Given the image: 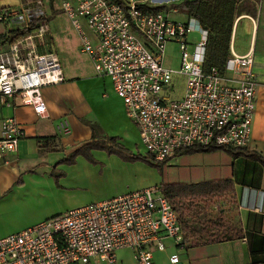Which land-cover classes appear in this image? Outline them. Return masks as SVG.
Masks as SVG:
<instances>
[{"label":"built area","instance_id":"2783aa9c","mask_svg":"<svg viewBox=\"0 0 264 264\" xmlns=\"http://www.w3.org/2000/svg\"><path fill=\"white\" fill-rule=\"evenodd\" d=\"M143 3L61 0L60 8L96 74L110 79L147 154L158 163L195 147L247 146L257 87L253 52L240 55L231 49L225 74L214 68L204 72L206 30L194 18H171L175 8L154 13L142 11ZM45 16L40 0L0 8L6 28L28 29L38 20L37 27L0 45V103L29 106L39 118L48 116L41 87L62 79L57 56L47 50ZM192 31L201 35L190 52ZM169 42L180 46L178 68L164 64ZM175 74L185 76L183 94L161 96ZM60 128L69 132L63 123ZM0 133L1 158L16 151L23 128L8 116L0 120ZM167 236L180 248L186 245L178 214L151 186L68 209L0 237V264H112L117 249L124 247L133 251L137 264H153L149 246L163 250ZM168 262L185 264L177 254Z\"/></svg>","mask_w":264,"mask_h":264},{"label":"crops","instance_id":"0c3cea01","mask_svg":"<svg viewBox=\"0 0 264 264\" xmlns=\"http://www.w3.org/2000/svg\"><path fill=\"white\" fill-rule=\"evenodd\" d=\"M35 1L37 0H0V8ZM40 1L43 2V0ZM153 1L161 2L162 0ZM183 13L185 22H187L189 17L185 12ZM244 18L249 19V21L246 20L247 29H249L247 45L243 48L236 47L233 43V32L230 44L236 54L242 55L247 51H252L255 57L252 66L257 86L254 99L255 109L246 148L256 150L264 156V52L257 54L252 43L256 20L251 14L240 12V15L235 18L233 28ZM5 30V25L0 23V33ZM47 36L51 37V34ZM50 41L48 50L55 53L61 65L60 54L54 50L53 37ZM61 71L60 82L45 84L41 87V95L48 109L47 118H39L29 106L0 103V120L8 116L14 117L23 128V135L19 137L16 151L5 153L0 158V222L6 218L5 211L8 207L21 203L29 197L49 207L47 214L41 216L45 219V217H51V215L80 205L106 200L138 189L158 187L165 182L194 183L228 178L232 180L235 192L233 203L223 208V215L241 231V237L182 248L176 246L170 237H163V250L156 249L154 245L149 246L152 263L169 264V256L177 254L180 261L185 264H264V252L250 254V244L257 237H264V169L259 162L239 154L232 156L222 148L190 152L182 150L157 163L161 177L154 180V184L149 185L152 182L150 181L145 185H137L135 188L130 186L121 190L113 188V184H117V181H121V177L126 178V176H120L124 167H120V164L112 158H106L102 166L86 164V162L81 164L78 156L74 164L59 163L71 150L91 139V128L82 124L78 119L75 98L73 96L69 98L65 92L68 88L67 91L69 92L70 89L72 93L74 86L72 82L81 80V77L78 75L65 76L62 65ZM105 92V107L99 106L100 109L110 112L111 108H114L116 113L126 118L122 101L113 92L111 82ZM109 98H114V103ZM87 108L94 107L89 104ZM61 123L68 127V133L61 130ZM48 136H54V142L48 140V145H45L38 140V137ZM91 151L95 155V150ZM53 171L61 174L57 183L53 179ZM18 179L20 183H17ZM27 226L28 224L23 228ZM23 228L16 229V231ZM9 233L11 231L0 228V237ZM127 250L131 252L129 254L132 260L120 259L119 264H137L133 251L126 247L117 249L113 263L117 262L118 256L128 252Z\"/></svg>","mask_w":264,"mask_h":264},{"label":"rangeland","instance_id":"374dc122","mask_svg":"<svg viewBox=\"0 0 264 264\" xmlns=\"http://www.w3.org/2000/svg\"><path fill=\"white\" fill-rule=\"evenodd\" d=\"M138 1V0H136ZM180 0H162L161 2L147 1L148 4L165 5L167 10H170L171 2L178 3ZM61 0H43L44 7L46 8V17L49 20L46 21L47 34H51L54 39L55 51L59 52L61 57L62 70L65 76L71 77L78 75L81 80L72 82V93L69 89L65 91L69 95V98L73 96L75 99V109L79 121L88 127H93L99 138L104 139V136H117L119 142L124 149L132 156L131 158H123L118 153H107L103 149H94L96 158L99 162L105 163L106 158H112L115 162L120 164V167H124L121 170V181L117 184H113V188L122 189L127 186L135 188L137 185H145L152 181L149 185L154 184L153 181L160 178V169L157 162H153L151 159L146 161L143 156H147V151L140 143L138 134V127L131 121L125 114L126 118L121 117V114L116 113V109L111 108L110 112L103 111L99 106L105 107L106 95L105 90L109 86L110 79L108 77L97 76L93 65L91 64L88 56L81 52L80 38L77 35L71 22L65 16L60 8ZM238 12H247L252 15L256 20V25L253 31L252 43L256 48L257 54L264 52V0H243L237 7ZM180 21H185L184 13L179 9L178 12H174L170 16ZM249 19L244 18L238 24L234 26L233 30V43L236 47L243 48L247 45V39L249 37L247 29V21ZM251 22V21H250ZM199 31H192L188 34L189 51L192 52L194 44L200 39ZM181 51L178 43H167L163 61L169 68H178L180 66ZM106 81V82H104ZM185 76L175 74L170 82V85H165L163 90L165 94L161 93V96L176 99L180 97L184 92ZM68 87H70V84ZM114 103V98H109ZM109 103V102H108ZM93 105L94 108L88 109L87 105ZM113 106V105H112ZM115 107V106H114ZM81 164L88 162L81 156H78ZM101 157V158H100ZM102 159V160H101ZM122 169V168H121ZM159 184V183H158ZM231 204L228 200L209 201V203L199 202L195 203V206L190 207L187 211V216L191 222L201 227L210 219L215 217L219 210H222L226 205ZM49 207L43 205L38 200L29 197L23 200L21 203L12 205L7 208L6 218L0 222V228L3 230H9L11 232L16 229L23 228V226L37 223V221L43 219L41 216L47 214ZM64 213V212H62ZM58 214V213H57ZM60 214V213H59ZM48 218V217H45ZM173 241V239L171 238ZM118 256L116 263L119 264L121 260H132V256L129 250ZM124 263V262H123ZM128 263V262H127Z\"/></svg>","mask_w":264,"mask_h":264},{"label":"trees","instance_id":"16d2710c","mask_svg":"<svg viewBox=\"0 0 264 264\" xmlns=\"http://www.w3.org/2000/svg\"><path fill=\"white\" fill-rule=\"evenodd\" d=\"M243 0H180L178 3L171 2V9L175 8L187 14L189 18H194L200 28L206 30L205 50L203 54V62L201 70L204 72L214 68L221 74H225V64L231 52V36L233 32V24L235 18L240 15L237 7ZM140 9L157 12L159 10H167L165 5H149L143 3L139 6ZM48 21L49 17L45 16ZM38 21V20H37ZM34 21L28 29H21L18 26L12 28L7 27L3 33H0V45H5L14 42L17 37L24 34L31 28L37 27L38 23ZM47 41L50 43L51 37L47 36ZM48 46L47 50L49 49ZM49 51V50H48ZM91 139L71 150L59 163L68 165L74 164L77 156L83 157L89 164H103L94 158L92 151L94 149H103L107 153H118L123 158H131L132 156L120 144L117 136H104V139L98 137L96 131L91 127ZM38 140L43 144L48 145V140L54 142V136L38 137ZM213 148L224 149L232 156L236 154L246 158H252L260 163L264 169V156L256 150H248L245 147H207L192 148L184 151L192 150H208ZM143 159L152 160L150 155L143 156ZM153 161V160H152ZM154 162V161H153ZM61 174H56L53 171V179L57 183L58 177ZM20 183V179L17 180ZM159 191L169 201L170 205L178 214L180 226L186 238L185 246H196V244H206L211 242L225 241V239L239 238L242 233L234 227L230 221L223 215V209L219 210L215 217L210 219L200 228L195 226L187 216V211L190 207L195 206V203L209 201H225L233 203L235 188L231 179L208 180L194 183H169L165 182L158 186ZM264 252V237H257L250 244V254L254 255Z\"/></svg>","mask_w":264,"mask_h":264}]
</instances>
